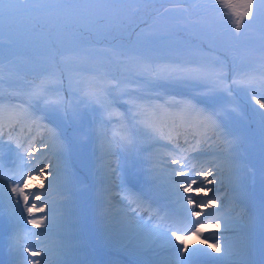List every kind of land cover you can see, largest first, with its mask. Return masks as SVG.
<instances>
[{"label":"snow or ice","instance_id":"snow-or-ice-1","mask_svg":"<svg viewBox=\"0 0 264 264\" xmlns=\"http://www.w3.org/2000/svg\"><path fill=\"white\" fill-rule=\"evenodd\" d=\"M185 2L169 0L172 6L158 11L153 23L145 21L146 28L135 33L136 42L141 43L138 48L125 42L130 40L125 34L135 23V17L126 11L129 0H0V63H3L2 53L6 43L32 51L46 50L63 59L64 55L90 54L101 43V39H96L99 37L109 40L105 52L115 56L120 65L127 68L135 64L128 83L136 87L123 93L128 97L125 103L130 109L138 107L135 104L137 100L163 99L161 92L167 94L165 85L187 89L182 94L186 98L174 100L170 106L187 107L195 114L198 124H203L212 136L230 145L228 162L233 173L231 192L234 194L230 200L240 208L239 214L228 216L212 211L224 206V198L217 195L224 182L218 179L220 172L214 170L212 162L200 159V152L183 159L172 158L170 165L176 167L171 171H168V164L161 169L159 164L163 162L158 161L148 148L129 144L123 137L117 139L115 131L111 137L108 136L104 125L111 122L115 115L108 112V119L101 117L100 127L94 132L100 142L101 155L95 169L98 185L91 217L83 210L73 215L68 198L62 203L48 202L47 194H43L41 202L42 195L30 190L31 181L48 180L50 176L49 188L67 192L68 185L76 183V177L69 173L66 164L62 170L51 165L56 170L49 171V164H43L37 170L32 159L42 149L29 150L22 144L16 145V157L23 163L18 178L16 169H10L12 176L9 178L15 184L10 192L0 176V201L7 198L16 226L27 237L40 240L35 247L43 249L31 250L21 245L20 264H85L80 257L91 249V238L81 235L80 225L89 218L99 225L106 247H125L140 252L158 244L168 253L158 264H198L201 260L210 264L216 260L222 264H249L251 237L248 230L251 218L246 221L245 212L240 207V202L248 197L243 176L247 165L239 158L242 153L237 152L242 139L238 130L243 131L250 123L257 125L264 174V94L258 95L252 87L255 75L237 67L240 58L235 52L231 56L233 67L230 77L227 60L218 58L210 67L194 63L173 49L171 38L177 32L200 29L206 39H211L213 25L207 18L209 11L215 14L217 20L230 22L234 39H238L246 29L258 26L262 40L259 49L260 77L264 79V0H212L208 5L192 0L188 7L183 6ZM163 18H167L166 26L156 30L157 21ZM5 28L8 30L7 40ZM54 78V73H50L49 79ZM120 83L116 82L113 87H119ZM43 91L46 93L47 89ZM241 92H246L247 97L238 99ZM85 95L91 101L100 94L86 92ZM39 98L45 100V105L43 114L37 119L44 122L42 127L52 141L51 145L44 143L42 148H50L58 159H63L71 150V141L64 130L68 107L58 95L54 101H48L45 95ZM85 137L86 134L80 133L76 138L84 142ZM153 139L154 144L159 143V139ZM112 146H115V151L111 150ZM24 153H27L28 161H25ZM118 154H123L125 160L131 161L143 173L144 179L154 189L157 203L123 186L120 165L113 167L108 159ZM161 171L167 173L165 184L160 182ZM24 172H27L26 176ZM39 187L43 189L44 184ZM86 187L80 186L81 190ZM37 202H41L39 206ZM118 204L120 207H117ZM25 212L28 214L26 225L35 229L43 226V232L26 229ZM141 212L148 213V219H144ZM39 213L45 214L37 215ZM202 217L204 222H201ZM184 218H195L194 230L181 233L172 227ZM212 229L215 232L208 231ZM52 237H55L54 250L45 245V241ZM193 237L199 242V247L195 243L189 244ZM25 252L28 256L22 255ZM212 252L217 255L212 256Z\"/></svg>","mask_w":264,"mask_h":264},{"label":"rangeland","instance_id":"rangeland-1","mask_svg":"<svg viewBox=\"0 0 264 264\" xmlns=\"http://www.w3.org/2000/svg\"><path fill=\"white\" fill-rule=\"evenodd\" d=\"M187 2L191 3L192 0H187ZM196 2L200 3L201 5H208V4L212 3V0H196ZM129 3H130V1H129ZM211 17H213L218 22L219 26L221 28H223V30L225 31L226 50L230 56H232V53L237 50V44L239 42H240L239 44H243L246 40H250L251 37H248L246 31H244L238 39H234L232 37L231 31H230V22H224V21L217 20L215 18V14L211 12L208 14L207 18L210 20L212 25H213V21H212ZM4 35H5V39L7 40V38H8L7 28H5V30H4ZM113 35H115V33ZM105 41H108V40H105ZM23 49H24L23 47H20L17 45H11L10 46L6 43L4 46V51L2 53V57L3 58L7 57L9 55V53L18 52L19 54H21ZM201 50L203 52L206 51V49H202V48H201ZM44 51L45 50H37L36 52L39 53V52H44ZM95 51H96V49H95ZM30 53H32V50L30 51ZM215 53L216 52H214V53L206 52V54H210V56L206 60L207 61L206 64L209 67L213 66L216 63L218 58L221 59L220 56L216 55ZM33 61H34V65L39 63L36 60H33ZM203 65H204V62H203ZM87 83L88 84L82 83L81 86H80V83L78 81H75V80L69 81L67 83V87L69 90V92H68L69 108H68V114L66 117L67 123L64 125V130L68 134V136H67L68 139L71 141V150L69 153H67L66 157H64L63 159H58L57 156L54 154L53 150L50 152V148H48V149L42 148V145L44 143H48L49 145H51V143H52V141L49 138L48 133L45 130H40V128H41L40 126H42L44 122L42 123L41 121H39L37 119V117L40 116V114H37V113H39L40 111L42 112V110L44 108V104H42V106H41L42 108L39 109V107L37 108V106H35V105L34 106L30 105V106H32V108H30L28 105L16 103L15 108L13 109L11 106V102H9L7 98H5V97L0 98V123L6 124L5 125L6 127H7V125L15 127L16 130H17V128H20V130H22V128L27 130V128L29 126H36L39 130L37 133H35L33 135H32V133L31 134L28 133V135L23 133L24 137L30 138V140H31V144L29 146H27V148L29 150H32L33 148H41L42 149L41 151L36 153L35 158L32 159V164L37 166V170H38L39 166H42L43 164H49L50 165L49 171L56 170L53 167H51V165H56L59 169L62 170L66 164L69 173H71V174L73 173L72 174L73 177H76V183L69 184L68 188L72 187L73 185H76L77 179H78V177H80L79 172L77 171V169L75 167H74L75 171L73 170V166H77V165L80 166L81 168H83V170L86 171V175H87V176L82 177V180L79 181L80 184H89V181L90 182L96 181L98 183V177L96 175L95 169L97 167V160L100 157L101 152L99 150L98 156H95V153H93V150L98 149L99 144H100V142L97 140L94 132L96 129H98L100 127L101 117H103L105 120H107L108 119V112H112L115 114L111 118V122L106 123L104 125L105 130L107 131V134L109 137H111L113 135V132L115 131L117 133V139H120L121 137H123L125 142H127L129 144L135 143L136 145H139V142L141 143V141H139V139H138V141H136V140H133V138H131V139L129 138L130 132L134 131V125L135 124H137L139 122H144L146 120V118H148L151 114H153L147 108L136 107V110L134 113L135 118L122 119L121 117H119V114H118L119 111H121V110L118 108H115L113 104H110L111 106H108L109 104L106 103V99L103 96H101V92L103 90L106 91L105 84L100 83L99 80L96 81V84H93L91 82L90 78L88 79ZM53 84L60 87L59 75L55 76V78L53 79ZM82 85H85V87H86L85 91H83ZM252 87L255 90L253 81H252ZM43 89H47V88L40 86L38 92L36 94H34L33 97L39 98L40 97L39 94L41 92L44 93ZM258 89H259V91L256 90L255 92L258 95H260V88L258 87ZM186 91H187V89H185V92ZM86 92L87 93H99L100 94L97 99L91 100L92 106L95 105L98 108V112H96V114H94V115H92L90 113L89 107H87L88 105L82 104V100H81L80 95L81 94L84 95ZM57 95L61 99V93L58 91V88H57V91H55V90L51 91L50 90L49 94H47L45 96H46V99L48 101H51V100L54 101L57 99ZM246 97H247V93L241 92L240 97H238V99L239 98H246ZM50 98H51V100H50ZM165 98H167L165 101L167 102V106H169L170 108L165 110L164 113L161 115L162 116L161 125H162V123L165 122V120L172 119L173 117H176L178 119H182L186 124H189L192 127V129L195 131V133L200 134V135L195 136L194 139L197 138V139L201 140V139L205 138V140L202 143H204V142H206V143L204 145H202V147H203L202 150L215 151L216 152L215 156H213L211 158L207 157V161L212 162L214 170H217L220 172V176L218 177V179H221L224 182L223 187L221 188V191L219 193H217V195L224 198L225 208H221L219 210L213 209L212 211H214V212L218 211V212H220V215H228V216L238 215L240 211L235 209L234 202L232 200H230V197L232 196L231 181L233 179V173H232V170H230L231 166L228 162V158L230 155V152H229L230 145H228L223 139L212 136V133L210 131H207L203 124H198L196 119H195V114L191 113L190 109H188L187 107H185V106H180V107L170 106L172 104V101L179 100L181 98H186V97L179 96V95L176 96V95L171 94L169 96L163 97V99H165ZM75 99H77L79 102L73 103V101ZM159 102L162 103V101H159ZM82 105H83V108L80 107ZM229 107H232V106L229 105ZM19 108H20V110H18ZM133 109L129 108V112L131 113V111H134ZM145 109H147V110H145ZM249 115H250L249 118L251 119L250 112H249ZM6 122H8V123H6ZM110 123L112 124V128L109 127ZM161 125H159V126H161ZM253 125H254L253 130L255 131V133L245 130L246 128H244L243 131L238 130V134H240L242 136V139H241V142L237 148V152L242 153V155H240L239 158L247 165V167L243 169V176H244V184L248 190V197L244 200L250 201V203H248V206H254V207L259 208L256 212H254V214H250L249 217L251 218V221H255L253 215L256 216V213L261 214V210H264V207L262 205H259L260 199L256 198L258 202L255 201V197L257 196V194L259 195V198H261L263 195V192H264V174H262V155H261L260 133H259V129H258L257 125L255 123H253ZM165 126H167V124ZM110 128L112 129V131H110ZM8 131L10 133L13 131V129H9ZM146 131L149 133H154L155 135L161 134L160 132H154L152 129H148ZM80 133L86 134L84 142H81L79 139L76 138L77 135ZM32 136H34L33 139H31ZM138 137H142V136L139 134ZM144 137H146V136H144ZM209 137H211V138H209ZM145 139L153 140L151 137H146ZM164 142H165V140L163 139L162 143H164ZM111 150L115 151V146H112ZM196 152H198V150L193 151L192 154L196 153ZM3 157H4V159H9V158H11V153H8V152L3 153ZM25 157L27 160L29 159V157L27 156V153H25ZM108 159L111 160L113 167H115L117 164L120 165V171L123 175L124 171L122 170L123 168L121 165L125 161L128 162V160H125L123 158V154H118L117 156H111ZM200 159L203 160V158H200ZM41 160H43V162H40V164H39V161H41ZM18 172H19V170H18ZM24 175L26 176L27 172H24ZM63 175H64V173H63V171H61V176L63 177ZM90 178H91V180H90ZM48 180H51L50 176L48 177ZM48 180L36 179L34 181H31L30 182V190L32 192L40 193L42 195V202H43V194H47L48 202L56 201V202L62 203L65 198L54 192L55 187L54 188L48 187ZM41 183L44 184L43 189H41L39 187V185ZM5 186H6L7 190L10 192V190L8 189L9 186L6 185V182H5ZM59 190L61 192L63 191L62 189H59ZM66 193L68 194V191ZM73 193H77L83 197V205L78 210L76 215H78L81 212V210H83L89 215V217H91V213L93 210L92 203H94V201L91 202V198L85 197V191L81 190V188H77L76 190L73 191ZM13 199L15 200L16 197H13ZM197 199H199V197H197ZM3 202L5 205H7L9 207L6 197L3 200ZM40 203L41 202H37V206H39ZM248 206H247L248 211H250V207H248ZM8 209H10V208H8ZM41 214L42 213H39L37 215H41ZM249 217H246V218L244 217V219L245 220L249 219ZM210 219H215V217L210 218ZM25 221H26V218H25ZM85 223L89 224V228L87 230V233H85L84 235L90 236V238H91V249L89 251H87L86 255H81L80 259L85 261V264H110V261L112 259V255L113 254L114 255L121 254V248H119V247H111V248L106 247L105 246V240H104L102 234L100 233V236L102 239L97 240V237L93 233L95 229H98L99 225H96L95 221L92 220L91 218H89L88 220L83 222L80 225V227L82 228ZM251 227H252V229L250 230V232H253V228L255 227V225H251ZM30 230L32 232H38L37 229H35L33 227ZM208 231H211V230H208ZM33 238H35V237H33ZM32 242H31L32 244H34V242L39 243L40 240H34ZM193 243H195V245L198 247L200 246L199 242L197 240H195L194 237L189 240L190 245ZM45 245L49 248H53L54 247L53 237L47 239L45 241ZM157 246H159V245L158 244L153 245L150 248L144 249L140 252H133L130 250V248H127L125 250V252L128 251L130 253V255L140 257L141 254L144 253L145 251H147L145 253V254H147L150 251L158 249L159 247H157ZM252 246L254 247L257 255H259V256L264 255V229L263 228H258V231H256V233L253 234ZM122 249H124V247H122ZM149 249H151V250H149ZM31 250L42 251L43 249H42V247L38 248V247L34 246ZM215 254L216 253H214V252L211 253V255H215ZM163 258H165V257H159L158 260L160 261ZM52 259L54 260V258H52ZM114 262H117L116 259H112V263H114ZM124 262L125 263H122V264H126V261H124ZM114 264H117V263H114ZM260 264H264V259L260 262Z\"/></svg>","mask_w":264,"mask_h":264},{"label":"trees","instance_id":"trees-1","mask_svg":"<svg viewBox=\"0 0 264 264\" xmlns=\"http://www.w3.org/2000/svg\"><path fill=\"white\" fill-rule=\"evenodd\" d=\"M129 1H130L129 8L126 11H128L130 14H132L135 17V23L133 24L132 28L129 30V33L127 34L138 32L136 29L137 23L138 25H140L139 22H141L143 18H146L149 15L151 11V6L153 5L150 3L152 0H129ZM180 54L182 55V53ZM252 55H253V52L250 51L249 57ZM22 64L25 65L24 63ZM22 64L18 67L19 70L17 69L13 71L14 73L13 75L16 77H12V80L9 81V82H12V86L19 85V86L25 87L23 83L28 85L32 82L39 81L40 76L43 75V71H38L35 69H27L26 66H23ZM95 64L96 63L94 61L90 60L88 55H84L80 58L78 64L73 63V65H69L67 70L71 73V75L77 76V74H79L80 72H83V74H86V72L89 69V65L95 66ZM114 65L116 67L119 65V63L115 62ZM1 86L4 89H8V90L11 89L12 87L10 86L9 88L8 84L4 86L1 85ZM13 89H15V87ZM15 93L20 94L18 90H16Z\"/></svg>","mask_w":264,"mask_h":264}]
</instances>
